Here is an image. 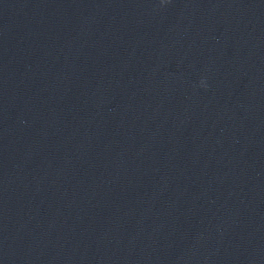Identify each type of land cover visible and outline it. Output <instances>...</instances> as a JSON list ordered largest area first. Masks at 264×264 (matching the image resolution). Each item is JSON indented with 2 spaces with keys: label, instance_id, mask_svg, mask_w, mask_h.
I'll return each mask as SVG.
<instances>
[{
  "label": "water",
  "instance_id": "obj_1",
  "mask_svg": "<svg viewBox=\"0 0 264 264\" xmlns=\"http://www.w3.org/2000/svg\"><path fill=\"white\" fill-rule=\"evenodd\" d=\"M0 264H264V0H0Z\"/></svg>",
  "mask_w": 264,
  "mask_h": 264
}]
</instances>
